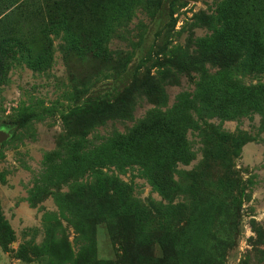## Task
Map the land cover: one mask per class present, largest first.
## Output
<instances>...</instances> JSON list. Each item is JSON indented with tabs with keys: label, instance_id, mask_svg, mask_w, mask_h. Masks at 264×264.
<instances>
[{
	"label": "rangeland",
	"instance_id": "374dc122",
	"mask_svg": "<svg viewBox=\"0 0 264 264\" xmlns=\"http://www.w3.org/2000/svg\"><path fill=\"white\" fill-rule=\"evenodd\" d=\"M0 129V264H264V0H0Z\"/></svg>",
	"mask_w": 264,
	"mask_h": 264
},
{
	"label": "trees",
	"instance_id": "16d2710c",
	"mask_svg": "<svg viewBox=\"0 0 264 264\" xmlns=\"http://www.w3.org/2000/svg\"><path fill=\"white\" fill-rule=\"evenodd\" d=\"M164 114L165 113L161 114L159 112H156L153 116H151V119H154L153 121L154 128L156 127V124L158 122V124L162 126V132H167V134L171 136V140H173V144L180 149H185L184 147L186 145L183 142V132L180 129H178V125L174 124L171 119H169L166 116H163ZM149 124H150V121L144 120L143 122L139 124V129L142 130V132L143 131L145 132ZM116 141L118 144V147H117L118 150H121V151H126V150L134 151L135 150L134 137L127 139V142H128L127 146H124V144L121 143L122 140L119 138H117ZM145 161L151 162L153 165L152 167L153 169H155L156 166L159 168L161 175L160 176L155 175V176L157 177V180L160 181V185L164 189H167L169 185H171L169 182V175L167 173V169L171 166V164L169 163L170 160L165 158L163 160L156 161V160H153L152 157L147 155L142 158H137L135 162H137L139 165H142V163ZM151 179L153 180V184H157L154 182V178H151Z\"/></svg>",
	"mask_w": 264,
	"mask_h": 264
},
{
	"label": "water",
	"instance_id": "95a60500",
	"mask_svg": "<svg viewBox=\"0 0 264 264\" xmlns=\"http://www.w3.org/2000/svg\"><path fill=\"white\" fill-rule=\"evenodd\" d=\"M8 138V133L0 129V144Z\"/></svg>",
	"mask_w": 264,
	"mask_h": 264
}]
</instances>
